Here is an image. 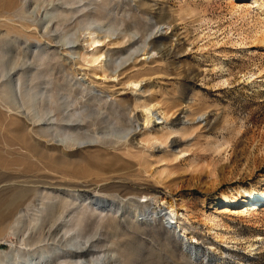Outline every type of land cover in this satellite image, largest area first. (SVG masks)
<instances>
[{
  "label": "rangeland",
  "instance_id": "rangeland-1",
  "mask_svg": "<svg viewBox=\"0 0 264 264\" xmlns=\"http://www.w3.org/2000/svg\"><path fill=\"white\" fill-rule=\"evenodd\" d=\"M68 1L0 0V264H264V0Z\"/></svg>",
  "mask_w": 264,
  "mask_h": 264
},
{
  "label": "bare ground",
  "instance_id": "bare-ground-1",
  "mask_svg": "<svg viewBox=\"0 0 264 264\" xmlns=\"http://www.w3.org/2000/svg\"><path fill=\"white\" fill-rule=\"evenodd\" d=\"M69 2V4H74L73 2V0L71 1V0H69L68 1ZM233 5V9H237V8H239V6L236 4V3H232ZM249 6H251V5H249ZM247 7V8H250V7ZM261 30H260V32H259V35L257 36V38H256V40H257V42L259 43V44H264V24L263 25H261ZM145 107H146V109H147V111L149 112L148 114H147V116H146V120H147V122H149V123H151V122H153L154 121V119H155V110H158L159 108H160V103H157V102H155V103H149V104H146L145 105ZM157 113V112H156ZM159 113H161V115L162 114H164L166 117H167V115H166V112H161V110H160V112ZM159 119V118H158ZM63 120H66L65 118L63 119ZM156 124H158V123H156ZM261 133H263V131H261L260 132V134ZM52 134H49V136H51ZM259 145H261V140H257V142H256V144H255V147L254 148H257V149H259V154H262L263 155V157H264V148L263 147H259ZM242 173H240L239 174V176H229L228 177V180L229 181H231V182H235L236 180H238L239 178H241V175ZM209 177L212 179L211 180V186H215V187H220L221 186V182H219V180H218V178H217V175H216V173L213 171V169L212 168H210V171H209ZM262 181V179H260V181L259 182H261ZM160 183H164V180H160ZM258 185L257 184H252L251 186H243V185H237V186H233V187H228V188H226V189H222L221 190V194H222V196L226 199V200H231V198H233V199H237V202L239 201L240 202V200H241V197L242 196H244V195H249V194H251V193H260L259 192V189H258ZM261 191V190H260ZM260 194H258V196H259ZM241 202H246L245 200L244 201H241ZM167 203V201L165 200L164 202H163V204L167 207V208H169V210H170V212H171V214H172V216H173V218H175L176 219V223H179L180 222V219L181 218H183V217H185V215H186V213H184V212H181L180 210H184V211H189V208L188 207H186V206H184V205H182L181 207H180V209H178L177 207H174V205H169V204H166ZM243 206V208H244V205H242ZM223 212H231V213H234V214H237V215H239V216H246V215H250L251 216V214L252 213H250L247 209H240V210H237V211H232L231 209H227V207L225 208V209H223L222 210ZM254 214H257V215H259L260 217H263L264 218V214H259V213H254ZM73 218H71L70 219V221L72 220ZM261 219V218H260ZM81 223V222H80ZM80 223H77V224H75V225H73L72 226V228L74 229V227L75 226H77V227H79V229H81V231H82V224H80ZM181 223V222H180ZM55 224H56V222H55ZM64 226L65 227H67V224H64ZM71 228V229H72ZM71 229H67L68 231H70ZM189 233H191L190 231H188V230H185L184 231V235H186V234H189ZM41 236V235H40ZM188 236V235H187ZM220 237V236H219ZM78 238H81V239H83V238H85V236H84V234L83 233H79V234H77L76 236H73V237H71V238H69V239H65L64 240V242L65 243H67V242H72V243H74V242H77V243H82V241L81 240H78ZM222 240L223 239H225V238H223V236H221L220 237ZM188 239H190L191 240V242L192 243H196V242H199L194 236H191L190 238L188 237ZM43 240H45V236L44 235H42L41 236V239L39 240V241H43ZM63 241V239H60L59 240V242H62ZM90 240H87V243L89 242ZM30 244H35V242H33V243H30ZM85 244V243H84ZM256 245L254 244V243H251V244H249L248 245V250L249 251H252V250H254L256 247H255ZM213 250H215V251H217V249L214 247V246H212L211 247ZM92 251V250H91ZM94 251V250H93ZM222 253V252H221ZM67 254H68V256H60L59 258H58V261H57V263L56 264H63L64 262H69L70 264L73 262L72 261V259H81V258H84L85 257V255H87V254H84V253H82V254H78V253H73V252H71V251H67ZM90 254L91 255H95V253H93V252H90ZM57 255V254H56ZM75 261V260H74Z\"/></svg>",
  "mask_w": 264,
  "mask_h": 264
}]
</instances>
